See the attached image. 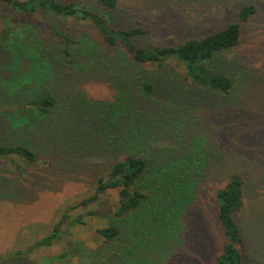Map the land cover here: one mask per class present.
I'll list each match as a JSON object with an SVG mask.
<instances>
[{"label":"rangeland","instance_id":"obj_1","mask_svg":"<svg viewBox=\"0 0 264 264\" xmlns=\"http://www.w3.org/2000/svg\"><path fill=\"white\" fill-rule=\"evenodd\" d=\"M75 1L101 12L110 26L146 29L138 38L143 45L166 44L169 37L183 42L225 28L246 4L257 11L243 23L240 44L216 60L233 81L231 94L213 97L188 89L193 85L175 60L166 68L172 80L161 82L166 108L158 109L152 99L137 101L147 114L136 122L148 126L149 147L163 163L195 151L210 152L216 162L196 185V202L183 215L177 242L157 246L151 237L146 242L143 230L124 227L123 236L106 243L97 229L109 224L116 209L118 194L110 189L69 211L68 221L81 214L85 224L71 226L53 245L12 257L48 235L68 207L93 195L97 178L121 155L79 93L111 100L114 75L135 83L146 70L158 71L138 63L122 43H106L90 20L0 3V143L24 141L37 150L34 163L13 155L20 166L0 157V264H130V256L135 264H214L224 242L214 190L233 172L245 179V203L236 215L247 243L242 264H264V0H158L147 7L121 0L115 9L96 0ZM45 94L59 98L52 115L40 119L19 107ZM69 241L79 247L69 249Z\"/></svg>","mask_w":264,"mask_h":264},{"label":"trees","instance_id":"obj_2","mask_svg":"<svg viewBox=\"0 0 264 264\" xmlns=\"http://www.w3.org/2000/svg\"><path fill=\"white\" fill-rule=\"evenodd\" d=\"M96 1L107 9L118 8L121 4V0ZM157 1L140 0L139 4L147 7L157 5ZM0 3L29 13L46 10L90 20L106 43L112 46L122 43L138 63L153 66L158 71L146 70L145 76L142 78L141 75V79L135 83L125 77L126 75H114L112 82L117 92L111 100L95 101L87 99L84 93H79L82 102L91 110H96L97 117L99 116V130L107 136V143L109 142L113 149L117 147L121 155L105 175L97 178L96 192L93 195L68 207L62 219L53 226L48 235L35 241L25 251H17L11 256H23L37 247L53 245L71 226L85 224L81 214L68 221L69 211L95 200L99 193L110 189L116 190L118 194L116 209L109 224L97 229L104 236L106 243L112 244L115 239L123 236L124 227L134 228L137 233L143 230L145 235L148 234L147 243L150 242V237L157 246L170 241L176 243L181 226L184 225L183 215L189 207L195 205L196 185L203 171L205 177L208 169L216 162L210 152L204 151V154H200L195 151L192 154L188 151L191 154H181L176 159L163 163L149 147L148 126L136 122L143 113L147 114V108H142L137 101L152 99L159 101L158 109L166 108L168 101H165L161 82L163 79H171L172 75L166 68L175 60L184 65L185 79L193 85L188 89L196 92L201 89L204 94L213 97L224 98L231 94L233 81L218 69L216 60L223 52L240 44L243 23L253 18L257 11L256 5L250 3L242 6L238 20L214 32L189 37L183 42L169 37L166 44L143 45L139 43L138 38L147 32L146 29L140 26H110L107 17L101 12L80 6L75 0H0ZM64 52L69 56L73 54L68 45ZM69 61L74 62L75 59L71 57ZM173 84L181 87L179 83ZM19 107H27L28 114L42 119L55 113L60 108V101L57 95H38L20 103ZM124 116L128 119H124ZM171 118L167 121L173 122V117ZM13 155H18L28 163L37 160V150L29 142L0 143V157H11L12 163L20 166L12 158ZM244 198L245 179L236 172L227 175V182L214 190L215 212L224 236L222 250L214 257V264L243 263L247 243L236 215L244 206ZM62 224H66L64 230L61 229ZM69 244L71 250L79 247L71 241ZM71 250L66 253L70 254ZM127 255H130V252ZM131 258L134 257L130 256V264H135L136 261Z\"/></svg>","mask_w":264,"mask_h":264}]
</instances>
